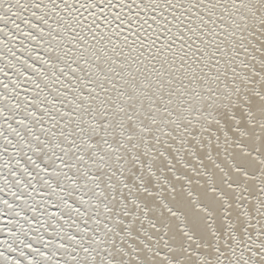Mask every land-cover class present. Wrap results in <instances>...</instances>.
I'll list each match as a JSON object with an SVG mask.
<instances>
[{
  "label": "snow or ice",
  "instance_id": "6c2138e0",
  "mask_svg": "<svg viewBox=\"0 0 264 264\" xmlns=\"http://www.w3.org/2000/svg\"><path fill=\"white\" fill-rule=\"evenodd\" d=\"M0 264H264V0H0Z\"/></svg>",
  "mask_w": 264,
  "mask_h": 264
}]
</instances>
